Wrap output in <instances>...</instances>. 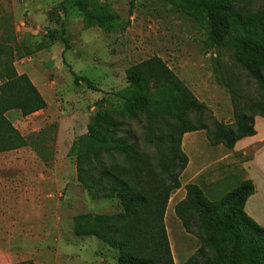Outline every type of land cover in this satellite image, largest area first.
I'll return each instance as SVG.
<instances>
[{
    "label": "trees",
    "instance_id": "obj_1",
    "mask_svg": "<svg viewBox=\"0 0 264 264\" xmlns=\"http://www.w3.org/2000/svg\"><path fill=\"white\" fill-rule=\"evenodd\" d=\"M91 3L70 2L86 27L110 34L129 24ZM198 4L207 22V44L229 53L231 64L220 55L215 60V76L229 96L233 124L213 122L209 130L207 107L160 58L153 57L126 71L125 89L96 103L86 134L68 153L75 163L76 181L89 199L116 200L120 206V212L112 215L74 217L73 234L95 238L115 251L116 264H174L164 216L170 197L181 189L179 176L188 164L182 150L186 134L205 131L211 146L233 150L239 141L256 135L255 119L264 118V0H198ZM10 23V17L0 20V154L30 146L7 119L9 112L27 118L47 108L28 76L18 74L14 66L16 60L47 45H31L30 37L18 41ZM48 39H58L69 48L65 31L50 33ZM72 76L76 85L96 91L89 81ZM185 192L174 214L200 247L183 264H264V227L244 212L254 194L251 181H241L217 202L209 201L197 185H187Z\"/></svg>",
    "mask_w": 264,
    "mask_h": 264
},
{
    "label": "rangeland",
    "instance_id": "obj_2",
    "mask_svg": "<svg viewBox=\"0 0 264 264\" xmlns=\"http://www.w3.org/2000/svg\"><path fill=\"white\" fill-rule=\"evenodd\" d=\"M72 1L0 0V20L11 18L18 41L30 37L31 45H47L14 63L18 74L29 76L47 108L27 118H11L30 146L0 154V264H116L115 251L95 238L73 234L74 217L112 215L120 206L116 200L89 199L76 181L68 153L86 134L96 103L127 87L131 66L160 58L207 107L209 130L213 122L233 124L229 96L215 76V60L220 55L229 65V53L207 44V22L198 0H90L102 13L111 10L129 23L110 34L86 27ZM78 1L85 5V0ZM55 31L66 32L67 50L60 40L48 39ZM72 74L95 85L96 91L76 85ZM134 133L139 138L136 127ZM36 139L41 141L32 145ZM182 150L188 164L179 176L181 189L170 197L164 216L174 264H183L200 247L174 214L185 198V187L197 185L209 201L217 202L243 178L241 155L211 146L205 131L186 134Z\"/></svg>",
    "mask_w": 264,
    "mask_h": 264
},
{
    "label": "crops",
    "instance_id": "obj_3",
    "mask_svg": "<svg viewBox=\"0 0 264 264\" xmlns=\"http://www.w3.org/2000/svg\"><path fill=\"white\" fill-rule=\"evenodd\" d=\"M15 112L6 115L10 122L13 121L11 118L21 117L20 113L18 115ZM255 131L254 137L239 141L231 150V154L241 155L238 163L243 172L241 181L249 180L254 185V194L246 201L244 212L258 225L264 227V118L255 119Z\"/></svg>",
    "mask_w": 264,
    "mask_h": 264
}]
</instances>
